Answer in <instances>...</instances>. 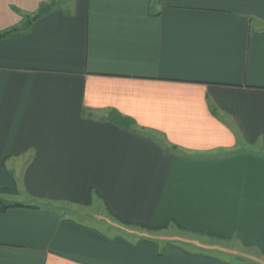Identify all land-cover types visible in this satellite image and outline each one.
Listing matches in <instances>:
<instances>
[{
    "label": "crops",
    "instance_id": "crops-1",
    "mask_svg": "<svg viewBox=\"0 0 264 264\" xmlns=\"http://www.w3.org/2000/svg\"><path fill=\"white\" fill-rule=\"evenodd\" d=\"M52 1L0 40V264H264V0H0V32Z\"/></svg>",
    "mask_w": 264,
    "mask_h": 264
},
{
    "label": "trees",
    "instance_id": "trees-1",
    "mask_svg": "<svg viewBox=\"0 0 264 264\" xmlns=\"http://www.w3.org/2000/svg\"><path fill=\"white\" fill-rule=\"evenodd\" d=\"M51 5H52V3H44V4H42L39 7L38 12L36 14H34L32 17H29V18L27 17L24 20V22L21 24L20 27H12V28H10L8 30L1 31L0 32V40L3 39V38H7V37H9L11 35L17 34L19 31H22V30L27 29V27L31 24V22L34 19H36L37 17H39V16L45 14L46 12H48V10L50 9ZM112 119L115 120L116 122H118L119 124H124L122 122V120H120L119 117L114 116ZM126 126H129V123L126 124ZM0 190L1 191L7 190V191L14 192L15 191V187H11V188L0 187ZM0 203H1V205H2L3 208H5L6 206H8V204L4 203L2 200H0ZM14 205H19V204L16 203ZM126 223L127 224H130L128 222H126ZM152 228L158 229V228H163V227H152Z\"/></svg>",
    "mask_w": 264,
    "mask_h": 264
},
{
    "label": "rangeland",
    "instance_id": "rangeland-1",
    "mask_svg": "<svg viewBox=\"0 0 264 264\" xmlns=\"http://www.w3.org/2000/svg\"><path fill=\"white\" fill-rule=\"evenodd\" d=\"M59 1H63V0H59ZM51 3L53 4V3H55V1H52ZM181 233L186 234L187 232H181ZM198 239L200 240L201 238H198ZM192 241H194V238L192 239ZM211 241H213V242H218V240H215V239H213V240H211ZM223 242H224V243H227V244H231L230 241H223Z\"/></svg>",
    "mask_w": 264,
    "mask_h": 264
}]
</instances>
